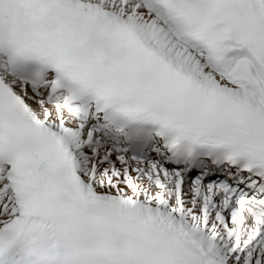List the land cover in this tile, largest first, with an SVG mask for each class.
Here are the masks:
<instances>
[{
    "label": "snow or ice",
    "instance_id": "1",
    "mask_svg": "<svg viewBox=\"0 0 264 264\" xmlns=\"http://www.w3.org/2000/svg\"><path fill=\"white\" fill-rule=\"evenodd\" d=\"M0 264H264V0H0Z\"/></svg>",
    "mask_w": 264,
    "mask_h": 264
}]
</instances>
